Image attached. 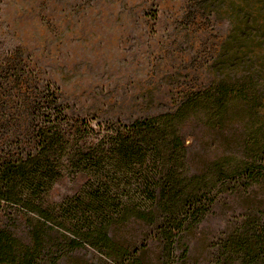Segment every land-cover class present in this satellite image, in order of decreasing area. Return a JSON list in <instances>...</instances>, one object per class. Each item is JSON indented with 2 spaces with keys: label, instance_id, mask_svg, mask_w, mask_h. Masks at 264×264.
<instances>
[{
  "label": "trees",
  "instance_id": "1",
  "mask_svg": "<svg viewBox=\"0 0 264 264\" xmlns=\"http://www.w3.org/2000/svg\"><path fill=\"white\" fill-rule=\"evenodd\" d=\"M201 2L203 12L227 14L230 32L211 65L214 81L168 112L128 121L71 115L58 89L21 62L1 64L20 89L13 105L28 143L0 155V204L38 220L22 235L0 221V264H150L147 245L129 234L135 223L156 244L158 263L173 264L190 224L255 190L260 207L238 214L247 233L236 227L214 261L264 264V0ZM186 127L200 135L206 157L212 152L201 169L193 170ZM64 172L87 184L56 211L45 198ZM88 247L99 257L81 255Z\"/></svg>",
  "mask_w": 264,
  "mask_h": 264
},
{
  "label": "rangeland",
  "instance_id": "2",
  "mask_svg": "<svg viewBox=\"0 0 264 264\" xmlns=\"http://www.w3.org/2000/svg\"><path fill=\"white\" fill-rule=\"evenodd\" d=\"M203 8L201 0H0V155L28 143L25 119L13 105L20 89L7 83L12 72H2L1 64L21 62L41 84L58 89L71 115L128 121L168 112L183 95L214 81L211 65L230 24L224 12L216 15L221 10L210 9V15ZM185 131L187 145L194 146L193 170L201 169L212 152L206 157L193 127ZM86 184L85 175L64 172L47 205L57 211ZM260 194L221 201L190 224L173 264H215V253L236 227L242 224L247 233V219L238 214L258 206ZM37 220L18 206L0 204V221L19 235ZM129 229L140 248L147 245L150 264H159L146 228L135 223ZM81 253L88 260L99 257L89 247Z\"/></svg>",
  "mask_w": 264,
  "mask_h": 264
}]
</instances>
